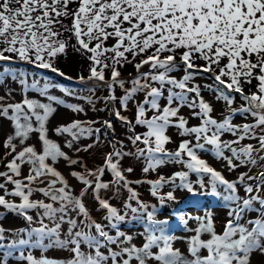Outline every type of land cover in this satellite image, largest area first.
I'll return each mask as SVG.
<instances>
[{
  "label": "snow or ice",
  "instance_id": "obj_1",
  "mask_svg": "<svg viewBox=\"0 0 264 264\" xmlns=\"http://www.w3.org/2000/svg\"><path fill=\"white\" fill-rule=\"evenodd\" d=\"M0 264H264V0H0Z\"/></svg>",
  "mask_w": 264,
  "mask_h": 264
},
{
  "label": "bare ground",
  "instance_id": "obj_2",
  "mask_svg": "<svg viewBox=\"0 0 264 264\" xmlns=\"http://www.w3.org/2000/svg\"><path fill=\"white\" fill-rule=\"evenodd\" d=\"M60 66L62 69L67 70L70 74H72V73L76 74L77 66L71 57H70L69 62L67 64H61ZM71 102H73V101H71ZM61 118L68 119V114H66L63 109H61L57 113L56 118L53 121V123H55L56 121H62Z\"/></svg>",
  "mask_w": 264,
  "mask_h": 264
},
{
  "label": "rangeland",
  "instance_id": "obj_3",
  "mask_svg": "<svg viewBox=\"0 0 264 264\" xmlns=\"http://www.w3.org/2000/svg\"><path fill=\"white\" fill-rule=\"evenodd\" d=\"M64 70V69H63ZM66 73H68L69 75L75 76L76 74H70L67 70H64ZM57 95H60L59 92L56 93ZM74 102V101H73ZM61 120H66L64 118H61ZM218 167V166H217ZM15 223H19L18 221H10L6 226H13Z\"/></svg>",
  "mask_w": 264,
  "mask_h": 264
}]
</instances>
